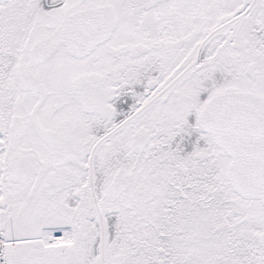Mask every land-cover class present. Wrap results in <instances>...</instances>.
I'll return each instance as SVG.
<instances>
[{
    "label": "snow or ice",
    "instance_id": "6c2138e0",
    "mask_svg": "<svg viewBox=\"0 0 264 264\" xmlns=\"http://www.w3.org/2000/svg\"><path fill=\"white\" fill-rule=\"evenodd\" d=\"M0 264H264V0H0Z\"/></svg>",
    "mask_w": 264,
    "mask_h": 264
}]
</instances>
